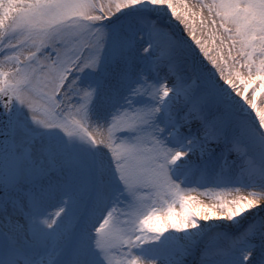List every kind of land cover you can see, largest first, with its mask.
Wrapping results in <instances>:
<instances>
[{"label": "snow or ice", "instance_id": "snow-or-ice-1", "mask_svg": "<svg viewBox=\"0 0 264 264\" xmlns=\"http://www.w3.org/2000/svg\"><path fill=\"white\" fill-rule=\"evenodd\" d=\"M0 264H264V0H0Z\"/></svg>", "mask_w": 264, "mask_h": 264}]
</instances>
